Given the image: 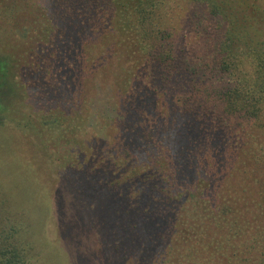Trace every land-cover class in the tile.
Segmentation results:
<instances>
[{"label": "rangeland", "instance_id": "obj_1", "mask_svg": "<svg viewBox=\"0 0 264 264\" xmlns=\"http://www.w3.org/2000/svg\"><path fill=\"white\" fill-rule=\"evenodd\" d=\"M8 1L0 0V187L12 204L26 213L25 224L31 236H36L35 245L43 247L44 238L48 245L41 257L35 255L27 264L159 263L164 248L160 251L159 246L150 244V237L160 228L154 227L142 207L148 205L151 211L153 203L161 200L174 160L182 162L181 171L190 187L209 183L211 195L216 197L223 180L230 190L242 181L237 172L228 175L239 162V157L235 159L237 151L225 142V147L215 146V157L199 158L205 172L190 169L187 174V154H192L184 126L190 120L177 114L175 126L180 135L163 136L158 146L134 135V144L128 145L133 137L123 132V124L130 121L134 126L137 120L129 114L128 98L143 90L151 92L147 102L158 106H153L146 117L158 121L162 128V109L173 105L176 91L179 94L188 89V77L181 73L169 87L156 83L158 90L152 93L154 88L146 86L151 66L141 52L144 43L151 46L153 42L138 44V38L130 41L117 28H110L108 3L96 22L84 21L78 25L80 29L72 30V38L68 37L74 51L66 44L70 39H44L41 28L32 34L28 22L20 17L7 20L11 14ZM175 2L173 6L182 11L181 18L163 24L164 38L168 44L172 40L183 59L196 61L205 56L210 60L212 45L199 36L193 20L188 19L189 6ZM53 3L40 1L42 6L52 7ZM52 11L53 7L48 9ZM66 23L54 22L58 29L67 30ZM1 67H6L5 75ZM230 75L209 73L212 78L208 83H230L235 79ZM249 124L241 134L264 140L259 124ZM122 162L126 167L113 171ZM210 164H217L219 171L212 172ZM133 166L152 168L159 175L157 188L151 181L145 198L138 193L142 183L132 181L133 172L125 170ZM251 168L245 158L241 169L247 173ZM45 207L48 218L41 238ZM166 207L170 205L160 206L165 211ZM167 221L165 215L162 226ZM167 231L165 228L163 235Z\"/></svg>", "mask_w": 264, "mask_h": 264}, {"label": "trees", "instance_id": "obj_2", "mask_svg": "<svg viewBox=\"0 0 264 264\" xmlns=\"http://www.w3.org/2000/svg\"><path fill=\"white\" fill-rule=\"evenodd\" d=\"M40 1L9 0L6 6L11 14L7 20L15 21L20 17L19 20L28 22L32 34L41 28L44 39H70L66 44L75 51L71 43L72 30L80 29L78 25L82 26L84 21L96 22L103 5L108 3L110 28H117L118 33L130 41L138 38V44L139 41L153 42L151 46L144 43L141 52L146 54L145 62L151 66L146 86L154 88L152 93L158 90L156 83L169 87L171 80L181 73L188 77V89L179 94L176 91L173 105L162 109V128L158 121L146 117L153 106H158L156 102H147L151 92L143 90L128 98L129 114L137 119L134 126L130 121L123 124V132L133 137L127 141L128 145L134 144V135L151 140L157 146L161 145L163 136L180 135L175 126L177 114L190 120L184 128L189 134L187 147L194 158L187 154L190 158L185 164L187 174L190 169L205 172V167L199 166V158L215 157V146L223 144L225 147V142L237 151L235 159L239 157V162L228 175L237 172L242 181L230 190L223 180L216 197L211 195L209 183L190 187L181 171L182 162L178 158L174 160L161 200L153 203L155 208L151 211L148 205L142 207L154 227L160 228L150 237V244L159 246L160 251L164 248L159 263L151 264H264V140L241 134L249 123L259 124L264 130V0H53L50 13L48 9L52 7L42 6ZM175 1L189 6L188 19L193 20L199 36L212 45L210 60H205V56L197 57L196 61L183 59L172 40L168 44L169 40L164 38L163 24L181 18L182 11L173 6L177 5ZM60 20L67 22V30L58 29L54 24ZM5 68L1 67L2 75ZM220 72L231 74L235 79L217 86L208 83L212 77L207 74ZM124 148L127 150V146ZM245 158L252 165L247 173L241 169ZM210 166L212 172L219 171L217 164ZM125 167L122 162L119 167L114 166L113 171ZM125 170L133 172L132 181L142 183L138 193L144 198L148 190L151 191L148 186L151 181L157 188L159 175L152 168L133 166ZM4 193V188L0 187V264H27L35 255L41 257L48 247L44 238L48 210L45 207L43 236H40L44 238V245L39 248L34 242L36 236L32 237L26 227V213ZM163 204L170 205L166 207L168 210L160 208ZM165 215L170 221L162 226ZM165 228L168 231L163 235ZM162 235L164 240H161Z\"/></svg>", "mask_w": 264, "mask_h": 264}]
</instances>
